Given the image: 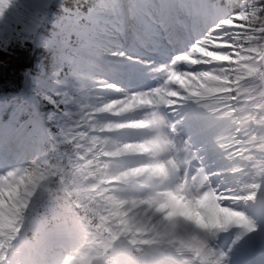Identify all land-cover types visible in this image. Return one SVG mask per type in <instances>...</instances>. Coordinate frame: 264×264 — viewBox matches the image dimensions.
Masks as SVG:
<instances>
[{"label":"clouds","instance_id":"clouds-1","mask_svg":"<svg viewBox=\"0 0 264 264\" xmlns=\"http://www.w3.org/2000/svg\"><path fill=\"white\" fill-rule=\"evenodd\" d=\"M4 6L0 4V11ZM60 6L57 0H26L21 13L27 15L30 21L28 26L39 20L51 40L55 39V33L53 28L49 27L48 20L56 16L51 10L52 7L60 8ZM258 7L264 9V3L259 4ZM21 20V15H17L8 23L19 24ZM249 22L253 25L260 24L258 31L264 39V15H254L249 18ZM220 23L224 21L221 20ZM188 32L193 33L191 18L187 9L178 7L175 20L167 32H156L146 39H141L132 30V35L125 40L137 52L153 60L155 62L153 67L179 61L180 72L194 84L197 77L201 79L213 77L216 83L215 93L218 95L211 96L202 105L188 102L183 107L176 105L166 110L172 113L168 116V120L175 125V132L183 142L181 146L186 150V158L198 156L202 161L203 167L198 170L197 176L204 181L203 187L199 192H191L187 195L191 204L200 212L203 223L169 215V209L158 210L156 203L137 202L134 206L125 204L117 206L107 197L104 200L93 201L81 196L73 197L63 189L57 190L51 187L37 192L29 201L27 193L21 189L8 204L0 220V240L3 241V247L0 248L2 264H233L231 251L220 247L217 242L220 234L218 233L217 240L211 238V233L217 231L216 219L220 218L217 207L233 211L239 203L233 197L246 196L249 184H264V174L255 171L257 163L255 158L243 157L251 165L245 191L236 192L234 189L231 195H221L223 185L220 189L217 188L220 180L216 176V170L203 163L204 157L211 153L220 161L221 167L238 166V162L230 165L224 163L231 156V153L228 156L224 155L228 147L225 143V134L209 137L197 144L194 140L196 134L190 129L189 120L185 118L186 114L195 107L211 119H226L231 123V113L235 109L231 101H234L236 96L229 83V73L225 70L228 66L227 60L230 58L229 46L220 44L204 47V39H197V35L194 34L190 42H185L182 37ZM8 39L5 38L3 43L6 44ZM245 40L250 50L264 55V43L256 45L253 36H246ZM32 45L40 47L36 44ZM43 48L50 53L54 65L61 56L67 58L61 72L62 78L69 83V90H72L75 84L72 75L74 64L69 52L55 45ZM76 48L79 54L95 62L112 61L109 57L95 56L81 45H77ZM199 48H204L206 54L201 55L196 51ZM77 54L72 52L71 55ZM248 54L250 55L251 52ZM215 56H226L227 59L225 62H219L213 59ZM52 79L53 83H56L58 77L53 76ZM261 151L264 152V147ZM15 175V168L6 170L0 174V181L6 184H18ZM177 183L179 185V180ZM179 187L182 189L183 186L179 185ZM37 196L50 202L63 201L73 210V222L69 226L67 245L52 258L33 254L30 257L20 256L18 259L10 260V256L16 255L14 245L34 239L33 234L28 230L25 215L33 198ZM229 200L235 202L229 204ZM201 202L204 207L200 206ZM238 213L242 214L240 211ZM9 224L15 231L9 229ZM230 230L241 231L240 228L235 227ZM255 232L256 230L252 233ZM199 241H203V244H199Z\"/></svg>","mask_w":264,"mask_h":264},{"label":"snow or ice","instance_id":"snow-or-ice-1","mask_svg":"<svg viewBox=\"0 0 264 264\" xmlns=\"http://www.w3.org/2000/svg\"><path fill=\"white\" fill-rule=\"evenodd\" d=\"M26 0H0V4H4V8L0 11V27L5 26L15 16L21 15V9L24 7ZM178 7L187 9L183 0H128L127 5L121 0H95V2L87 5L86 11L82 10L85 5L77 0L73 9L60 6L62 13L59 16L52 17L48 20V24L53 28L55 39H49L43 35L45 33L41 22L37 20L28 27H11L8 29V38L16 39L21 43L28 42L36 44L40 47H48L51 45L58 46L69 52L74 64L73 80L74 83L86 86L94 76L101 71L100 62H95L90 58H85L79 54L77 45H81L83 49L92 52L98 57H109L112 61L128 62L139 64L148 69L152 77L158 81V86L152 87L146 91L135 92V98H145L151 100L155 95H162L164 103L168 107H183L188 102L193 105H202L212 93L215 92L216 83L213 77H204L200 79L198 84H186L184 82L171 79L174 72L179 73V61L169 62L168 64H160L153 67L154 61L147 59L143 54L135 52L134 55H126L119 36L127 27L135 33L141 31L148 35L156 32H167L170 25L174 22ZM235 15H240L239 12ZM227 19L223 17L199 32L197 39H205L213 28H216L214 37H222L226 30L220 25V21ZM231 35V34H229ZM74 38V39H73ZM222 43H235L234 36L230 40L221 39ZM72 52L78 54L72 56ZM67 58L61 56L55 65L53 75L58 77L57 82L61 91L55 94L51 99L45 98L52 105H58V95H63L64 90L69 87L67 80L63 79L61 69ZM214 60H226V56H215ZM107 87L117 88V84L109 83L106 79L101 81ZM117 90H123L117 88ZM206 107V105H204ZM199 111L192 108L186 114L195 115ZM175 130V125H173ZM260 185L252 183L248 186L247 195L244 197H233V199L244 201H253L256 191ZM147 203H155L156 198L145 201ZM122 202L114 201L119 206ZM164 207L159 204L158 210ZM233 211H236L233 209ZM239 225L241 231L235 237L234 243H238L243 237L251 234L257 229L249 223L243 214H240ZM9 229L15 231L8 225ZM3 247V241L0 240V248Z\"/></svg>","mask_w":264,"mask_h":264},{"label":"rangeland","instance_id":"rangeland-1","mask_svg":"<svg viewBox=\"0 0 264 264\" xmlns=\"http://www.w3.org/2000/svg\"><path fill=\"white\" fill-rule=\"evenodd\" d=\"M245 7L243 6V9ZM27 15L25 13H21V17ZM240 15H248V12L241 13ZM239 19V18H238ZM243 19V18H240ZM30 23L28 17L27 20H22L21 23H7L5 26L0 27V39L1 34L5 31H8L11 27H24L26 28ZM236 27L238 29L234 30L233 33L227 34L228 38L225 37H211L206 45L210 46H218L220 44H226L234 47L235 54H239L240 50L238 49L239 40L243 35V30L240 29V25L236 23ZM234 36L235 43H222L217 38H222L224 40H230ZM74 39V38H73ZM1 41V40H0ZM204 49V48H203ZM203 54H206L203 50ZM238 57V56H237ZM104 64L105 77L100 76V72L98 76H94L92 81H90L86 86L75 83L72 90L67 88L64 90L63 95H59L60 103L63 105V110L60 114V117L57 119L59 130L57 132H50L43 130H38L37 133L40 135L41 141L45 138L52 140L56 145L63 143H73L74 148L79 150L78 155H82L85 159L82 162V167H79V171L82 172V175H86L88 173L87 169H89L90 174H95L93 178L86 177L85 181L80 186L79 182L75 185V189L78 191L77 193L81 196H92L93 201L96 200H104L106 197L110 198L113 202H122L121 204L125 205H135L137 202H140L136 198H132L125 194L126 188L120 186V183L130 184L132 180L127 177H119V167L127 168L129 164L134 161V157L136 154H139L140 150L134 148L135 146L129 147V142H125L122 140H118V138H107L103 134L105 131H113L115 137H119L120 135H126L130 132H133L139 129L142 125H150L155 127L157 124L156 116L153 115L152 119H144L136 123L132 118L135 115L134 109L136 108V100L124 92H116L108 88L105 84L101 83L106 79L109 80V83H113L114 77H119L116 74L115 68L110 67L109 64L113 63L123 64L125 62L118 61H110V62H102ZM39 75H45L47 77L46 81H44L41 77L37 79H31L33 84L40 85V83L46 82L43 86L53 89V94H57L61 91V88L58 82L53 83L52 77L54 76L55 65L52 63L49 65V71L47 74L42 65H38ZM200 81H198L199 83ZM197 83V84H198ZM115 89V88H114ZM105 91V92H104ZM105 93V94H104ZM121 93L123 95L120 98H115L116 95ZM114 101H117L116 104ZM83 107L85 111H80L79 108ZM90 110V112L86 111ZM99 114V115H98ZM109 115V116H108ZM99 116L100 122L105 127V130L95 131L92 128L91 122L96 120ZM118 117V118H116ZM116 118V119H115ZM51 119L52 121H56L55 117L47 118V121ZM88 120L89 123L85 122ZM109 120H115L111 122ZM88 127V129L85 128ZM158 136L156 138L157 142L146 143L147 146L151 148H156L158 144H160ZM159 140V141H158ZM165 145V143H163ZM90 157L91 159H87ZM70 161V160H69ZM169 162V159L167 160ZM165 164V163H163ZM78 166V164H77ZM172 164L167 165L169 178L170 180L175 179V173ZM77 170V169H76ZM68 173H71L68 170ZM121 180V181H118ZM3 181H0V191L2 189ZM7 187L14 189L16 187L15 184L4 183ZM39 191L42 192L45 189L44 186H40ZM170 192H173L172 190ZM176 191L174 190V194ZM36 195V194H35ZM29 198H32L33 196ZM36 198H39L37 196ZM152 200V199H151ZM149 201V200H148ZM10 202L7 200H2L0 202V208L5 210ZM156 204L160 202L156 199ZM3 218V213H0V220ZM35 221L31 220L29 225L33 227Z\"/></svg>","mask_w":264,"mask_h":264},{"label":"trees","instance_id":"trees-1","mask_svg":"<svg viewBox=\"0 0 264 264\" xmlns=\"http://www.w3.org/2000/svg\"><path fill=\"white\" fill-rule=\"evenodd\" d=\"M7 37L8 32L0 39V97L11 98L22 90L26 73L33 68L35 62L44 60L46 63L47 55L28 42L8 39L6 44L3 43ZM27 88L29 92L31 87Z\"/></svg>","mask_w":264,"mask_h":264},{"label":"bare ground","instance_id":"bare-ground-1","mask_svg":"<svg viewBox=\"0 0 264 264\" xmlns=\"http://www.w3.org/2000/svg\"><path fill=\"white\" fill-rule=\"evenodd\" d=\"M202 18H203V16H202ZM234 28V27H233ZM80 109V111H85L84 110V108L83 107H80L79 108ZM86 111H88V112H90V110H86ZM86 123H89L88 122V120L85 122V124ZM96 123H97V121H96ZM207 123H209V121H207ZM91 125H92V128H94L95 127V124H94V122L92 121L91 122ZM210 126V124H208V125H205V126H202L203 128H208ZM98 129H101V127H98ZM8 140L7 139H0V145L1 144H3V143H5V142H7ZM238 147V146H237ZM14 151V150H13ZM15 152V154H11L12 156H18L19 155V153L18 152H16V151H14ZM230 152V151H229ZM228 152V153H229ZM20 153H21V151H20ZM225 153V152H224ZM226 153H227V151H226ZM227 153V154H228ZM22 154V153H21ZM227 154H224V155H227ZM33 163H34V161L32 160L31 162H30V164H28V166H30V167H33ZM234 169H237L238 168V166L237 167H233ZM26 170H29V169H32V168H25ZM140 170V168H138V169H136V171L138 172ZM29 173H28V175L27 176H23V175H20V174H16L15 175V179L18 181V184H17V186H16V189H13V190H9V188H7V187H3V189H2V191H1V193H0V202L2 201V200H4V199H13V197L14 196H16V195H18L19 194V192H20V190L21 189H23V191L25 190V192H27V193H31L32 192V188L34 187V186H36V184H37V182H38V184H39V181H40V177H39V174H36L35 175V173H31L30 171H28ZM130 172H132L133 174H134V172H135V170H131L130 169ZM128 172H125V171H122L121 172V174H120V176H123V175H125V174H127ZM243 176H244V172H243ZM233 178H234V176H232ZM243 185H244V187H245V189H246V181L243 183ZM28 186V187H27ZM29 189H30V191H29ZM248 189V188H247ZM172 204L174 205V206H176L177 208H179V209H181V212H184L183 214H181V213H178V214H176L175 216H180V217H182V215H185L184 216V219H186V220H190V221H194V222H197V223H202V222H199V220L196 218V216L194 215V213H192V212H190L189 210H190V208H189V199H188V197H186V196H182L180 199H178V201L177 202H172ZM245 204H249L248 202H245ZM189 208V209H188ZM164 208H162V209H160V210H163ZM4 211L0 208V213H3ZM170 215H172V214H170ZM173 216V215H172ZM199 244H203V241H199L198 242Z\"/></svg>","mask_w":264,"mask_h":264}]
</instances>
